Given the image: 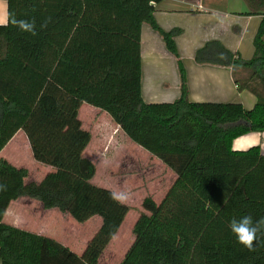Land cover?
<instances>
[{
    "label": "trees",
    "instance_id": "obj_1",
    "mask_svg": "<svg viewBox=\"0 0 264 264\" xmlns=\"http://www.w3.org/2000/svg\"><path fill=\"white\" fill-rule=\"evenodd\" d=\"M3 1L2 25L7 26L0 24V150L34 110L54 115L57 100L46 90L51 85L104 112L129 141L173 175L157 202L142 200L143 217L132 227L133 240L118 264H264V237L258 234L255 251H249L228 227L233 217H264V154L258 146L231 148L234 138L264 131V15L252 37L249 59L233 57L214 43L218 63L230 66L236 87L255 98L245 109L237 102L188 101L174 43L180 30L164 31L153 19L160 0ZM13 16L34 20L37 34L13 26ZM142 24L175 57L179 95L171 102L141 98ZM211 42L195 52L196 60ZM72 135L88 141L82 129ZM76 168L84 180L94 175L93 164L84 157L78 158ZM0 175H16L13 194L37 200L43 209L64 212L74 197L64 188L24 189L25 169L1 156ZM95 215L104 229L119 225L103 211ZM0 264L89 263L47 236L0 221Z\"/></svg>",
    "mask_w": 264,
    "mask_h": 264
},
{
    "label": "rangeland",
    "instance_id": "obj_2",
    "mask_svg": "<svg viewBox=\"0 0 264 264\" xmlns=\"http://www.w3.org/2000/svg\"><path fill=\"white\" fill-rule=\"evenodd\" d=\"M46 90L57 100L56 112L47 117L34 110L19 131L21 139L16 141L20 145L7 157L14 166L25 169L24 189L32 185L64 188L74 197L64 212L43 209L37 200L13 194L16 175H0V183L8 186L0 190L1 202L9 204V213L21 215L17 219L21 228L40 231L69 246L89 264H118L133 240L132 227L143 217L142 200L157 202L173 175L129 141L104 112L72 100L51 85ZM78 128L88 134L86 143L73 137ZM80 157L94 166L90 180L78 173ZM111 192L126 193L125 201L117 203ZM97 211L116 217L118 227L102 228ZM9 213L6 215L13 216Z\"/></svg>",
    "mask_w": 264,
    "mask_h": 264
},
{
    "label": "crops",
    "instance_id": "obj_3",
    "mask_svg": "<svg viewBox=\"0 0 264 264\" xmlns=\"http://www.w3.org/2000/svg\"><path fill=\"white\" fill-rule=\"evenodd\" d=\"M152 15L160 29L180 30L174 36V43L184 69L188 101L237 102L245 109L253 106L254 96L246 89L239 90L236 87L230 66L218 63V47L214 43L221 45L233 57L249 59L253 52L252 37L264 15V0H160L154 5ZM5 22L6 6L0 0V24ZM262 40L264 42V35ZM206 42L211 44L196 60L195 52ZM139 53L142 100L153 103L176 99L179 95V80L175 57L168 53L160 36L146 24L140 27ZM21 129L0 150V156L9 162L7 154L11 156L16 146L20 145L16 140L21 139ZM22 143L25 146V142ZM251 146H258L260 153L264 154V131L245 133L234 138L231 143L235 151L246 150ZM1 201L0 198V214L4 213L0 221L21 228L17 221L21 215L11 211L9 213V204ZM7 213L13 216H7ZM21 229L44 235L40 231ZM64 246L72 251L69 246Z\"/></svg>",
    "mask_w": 264,
    "mask_h": 264
},
{
    "label": "clouds",
    "instance_id": "obj_4",
    "mask_svg": "<svg viewBox=\"0 0 264 264\" xmlns=\"http://www.w3.org/2000/svg\"><path fill=\"white\" fill-rule=\"evenodd\" d=\"M13 26L17 27L20 31H27L31 35H36L35 21L16 20L13 16L11 18ZM7 26V25H2ZM41 27H46V24H42ZM3 187V186H0ZM127 194L124 192L116 193L111 192L110 197L117 203H123ZM228 227L230 231L235 235L238 243L244 245L249 251H255L254 241H257L258 234L264 237V217L254 219L251 215L241 216L239 218L233 217Z\"/></svg>",
    "mask_w": 264,
    "mask_h": 264
}]
</instances>
